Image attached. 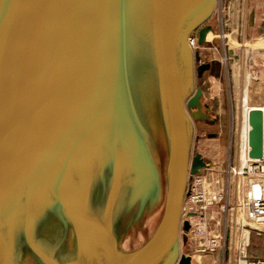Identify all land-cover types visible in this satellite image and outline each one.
<instances>
[{"label":"water","instance_id":"1","mask_svg":"<svg viewBox=\"0 0 264 264\" xmlns=\"http://www.w3.org/2000/svg\"><path fill=\"white\" fill-rule=\"evenodd\" d=\"M215 2L151 0V39L166 147L162 164L161 158H154L152 139L136 124L120 88L119 52L125 2L0 0V165L4 164L5 156L12 159L13 178L21 172L25 182L17 199L23 208L3 212L1 216L4 224L0 225V251L8 264H12L9 249L19 232L41 264L191 262L190 255L180 252V228L183 242L189 228L188 220L182 223L180 220L182 204L189 177L203 172L207 165L201 153L191 154V118L208 115L200 110L201 87H195L190 94L193 60L199 61L200 57L193 53L188 37L210 17ZM209 29V26L201 28L199 41ZM33 51L35 65L17 104L25 55ZM179 53L184 60V74L178 68ZM208 67L207 62L198 63L196 75L201 76ZM263 120L260 107L249 109L248 155L253 158L261 155ZM83 136L88 139L83 146L89 149V157L82 154L86 149L81 148ZM87 158L103 164L110 176L101 218L86 215L85 208L76 210L63 192L68 173L75 167L86 172V180L82 182L88 187L93 167L87 164ZM123 161L132 167L137 186L147 181L149 188L159 187V200L164 203V213L155 230L140 245L127 251L119 249L125 238L118 237L112 225V206L122 195L120 188L126 181L122 179ZM54 172L58 182L53 180ZM37 185L42 187L45 201L69 211L76 228V258L59 260L34 243L36 225L31 205ZM83 193L84 204L88 192ZM123 208L135 209L137 216L148 211L146 202ZM14 216L22 221L13 225L5 222L14 221ZM126 226H130V221ZM94 234L105 244L97 243V238L93 240Z\"/></svg>","mask_w":264,"mask_h":264},{"label":"bare ground","instance_id":"2","mask_svg":"<svg viewBox=\"0 0 264 264\" xmlns=\"http://www.w3.org/2000/svg\"><path fill=\"white\" fill-rule=\"evenodd\" d=\"M123 1L125 2V9L122 13L123 26L120 35V88L127 108L135 118L136 124L152 139L153 146H155L153 149L154 158L157 156V160L160 158L162 160L164 158L163 153L166 155V147L163 132L164 123L161 119L162 115L155 71V57L151 39V0H122V2ZM180 54L181 53H179L178 58V68L180 70L179 72L184 74V60ZM33 55L34 51L25 55L19 82L20 87L19 91H17V98L19 97V100L17 99L18 103L16 102L17 104H20V97H22L21 92L23 87L27 84L26 81L28 76L35 65V55ZM184 83V77L181 76V84L183 87L185 86ZM242 100L244 108L242 111V126L240 133V157L238 156L239 165H242L245 159L249 156L247 153V147H250L248 143V131L250 129V124L248 122L249 109L253 106L260 107L263 110L264 117V105L248 104L245 93ZM54 115H57V112ZM80 124L82 125L81 122ZM82 133L86 132L83 130ZM86 142H88V139L83 136L80 142L82 145L81 148L86 149H83V151L85 150L84 152L82 150L81 151L85 157H89L87 155L89 149H87L86 146H83ZM90 147L94 148V145H90ZM11 156H13V154H11ZM14 156H16V154H14ZM124 162L125 161L122 163V179H126V181L125 183L122 181V185L124 183L122 188H120L122 195L120 194L118 196L112 206V225L118 237H121L122 235L120 233L119 226V218L123 215L121 207L125 205L128 207L131 204L142 205V203L146 202L148 207L147 210L153 218L151 217L149 219L150 223L148 225L147 234H141L138 239L139 242H143L151 235L161 221L164 213V203L159 200V187H155L154 189L149 188L151 185L147 181H144L137 186L138 181L134 175L132 167ZM87 164L90 166L92 165L93 167V179L90 180L88 187L82 182L83 180H86V172H83V170L75 167L76 169H71L68 173L69 179L68 181H65V185L63 184V192L74 204L76 210H83L85 208L84 210L86 215L93 216L94 218H101L105 207L110 176H108L105 166L103 164L100 165L94 159L91 161L88 159ZM14 165L15 164L12 159L9 160L6 156L4 157V164L1 163L0 165V225L4 224V218H1L3 212L7 213L9 211H17L23 208V203H18L17 199H20L21 190L25 186V182L24 179H22L21 172L15 173V176L17 174L19 177L16 176L15 179L13 178V169L15 168ZM58 165L60 166V163H58ZM157 165L159 166L158 163ZM55 174L56 173L54 172L53 180L58 182V175ZM160 177L162 178V174ZM37 186L38 188L36 187L35 193H33L35 197L31 205V211L34 219L33 224L36 225V235L33 236L34 243L39 247V249L47 254H53V256L59 260L76 258L78 255L75 243L76 228L70 220L69 211L57 204L55 205V203H51V201H45V199L41 196V191L43 190L42 187L39 188V185ZM71 189H74L76 192H72ZM83 191L88 192L87 202L84 204L82 203L81 198L84 194ZM74 193L78 194L74 195ZM125 193L126 197L124 199L123 194L125 195ZM47 202L48 204H52V207L47 205ZM190 218H193L192 214H190ZM14 219L15 222L9 219L5 220V222L9 225H13L18 221H22L21 217L14 216ZM180 230L182 229L180 228ZM79 236L80 238L83 237L82 231H79ZM94 238H97L95 234L93 235V240ZM96 241L101 245L105 244L101 243L99 237ZM129 242L132 245L133 236H128V238L121 241L119 249L121 251H127L130 248ZM132 247L134 246L132 245ZM8 253L11 255L12 264H41L25 242L21 232H19L16 236L12 249H9ZM2 257L3 253L0 251V264H8V261Z\"/></svg>","mask_w":264,"mask_h":264},{"label":"rangeland","instance_id":"3","mask_svg":"<svg viewBox=\"0 0 264 264\" xmlns=\"http://www.w3.org/2000/svg\"><path fill=\"white\" fill-rule=\"evenodd\" d=\"M250 4V0H216L210 17L190 34L194 38L193 53L200 57L199 61L193 60L190 94L195 87H201L200 110L208 115L191 118V154L201 153L209 165L204 171L206 181L218 167L223 168L227 162L238 163L244 93L248 104L264 105V11L255 10ZM205 26L210 29L199 41L200 30ZM201 62L209 63V67L197 76L195 66ZM161 161L164 164V158ZM188 181L187 190L191 176ZM122 212L121 238L133 236L132 245L137 247L142 243L138 240L141 234L148 232L152 216L149 211L137 216L135 209L123 208ZM219 217L222 222L230 221V215L221 213ZM129 221L130 226H126ZM182 233L180 230V252L191 256L189 264H222L226 259V247L199 252L187 233L186 242L182 241ZM132 245L129 242V249L134 248ZM247 254L264 257V230L250 233Z\"/></svg>","mask_w":264,"mask_h":264},{"label":"built area","instance_id":"4","mask_svg":"<svg viewBox=\"0 0 264 264\" xmlns=\"http://www.w3.org/2000/svg\"><path fill=\"white\" fill-rule=\"evenodd\" d=\"M188 41L192 46L193 36ZM208 167L191 175L182 204L180 220L189 222L186 233L194 249L213 252L226 247L222 264H264V257L247 254L250 233L264 230V128L259 157L248 156L242 165L227 162L206 181ZM221 213L230 215L229 223L222 222Z\"/></svg>","mask_w":264,"mask_h":264},{"label":"crops","instance_id":"5","mask_svg":"<svg viewBox=\"0 0 264 264\" xmlns=\"http://www.w3.org/2000/svg\"><path fill=\"white\" fill-rule=\"evenodd\" d=\"M250 3V7L255 8V10L264 11V0H250Z\"/></svg>","mask_w":264,"mask_h":264}]
</instances>
